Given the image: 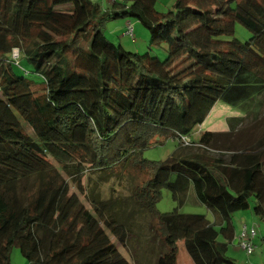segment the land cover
Segmentation results:
<instances>
[{
	"label": "trees",
	"instance_id": "16d2710c",
	"mask_svg": "<svg viewBox=\"0 0 264 264\" xmlns=\"http://www.w3.org/2000/svg\"><path fill=\"white\" fill-rule=\"evenodd\" d=\"M155 3L0 0V264L13 247L28 264H138L136 249L118 248L136 243L142 223L159 248L153 264H177V243L192 264H237L232 214L264 218V131L237 133L264 120V0ZM117 19L136 20L165 56L108 40L104 24ZM236 22L248 40L234 37ZM202 98L243 115L192 141ZM156 134L179 140L163 161L143 157ZM122 176L127 195L96 191ZM162 190L177 208L191 191L211 217L158 212Z\"/></svg>",
	"mask_w": 264,
	"mask_h": 264
},
{
	"label": "rangeland",
	"instance_id": "374dc122",
	"mask_svg": "<svg viewBox=\"0 0 264 264\" xmlns=\"http://www.w3.org/2000/svg\"><path fill=\"white\" fill-rule=\"evenodd\" d=\"M93 1L97 2L101 6V9H105L110 5L107 0ZM172 4L173 0H156L155 9L158 11H167L172 7ZM127 29H130L129 33H126ZM103 34L115 45L120 43L126 50L141 54L150 49L149 53L152 55H156L159 58L165 56L163 55L162 48L160 49L149 43L147 31L136 20L117 19L105 22ZM250 36L251 33L246 28L238 22L235 23V38L244 42L248 40ZM162 46L165 47L163 44ZM12 52H14V55L12 54L11 58L19 61V57H21L20 51L15 49ZM203 99L204 98H202V100H195L192 105H196L194 119L198 120L202 117L201 121L194 124L189 134V138L192 141H196L204 132L227 133V118L242 117L243 115L237 107L220 101H216L210 106L209 101ZM189 126L190 124L188 127ZM237 129V133L240 134L239 139H243V141H256L261 137L264 131V120L261 117L257 120L250 117L248 120L244 121L242 125L238 126ZM222 140H224L223 137ZM178 145L179 140L177 138H173L167 134H156L150 139V146L143 151V157L150 161H163L171 155ZM189 145H191V143H189ZM83 180L88 185V180L86 178H83ZM129 182L130 179H126L125 176H122L119 182H117L116 178H112L107 183L98 182L96 184V191L104 198H108L111 195L125 196L127 195ZM89 189L90 188H87V192ZM85 194L86 187L83 192L79 193V198L88 208L89 202ZM250 204H252L251 200ZM175 208H177V205L172 200L170 192L168 190H162L161 197L156 203V210L160 213H167ZM177 209L181 213L202 214L208 218L211 217L210 212L196 200L191 191L188 193L186 203ZM231 218L234 226V238L228 245L227 255L234 259L237 264H264V218L255 216L250 209L235 212L232 214ZM243 225L246 226L248 234H251V230L254 231V235L249 239L241 237ZM145 230L146 226L142 223V227L134 231V239H136V243L134 244L136 245L129 243L127 248L119 247L118 249L121 254L126 257H129V254L134 257L133 251L136 249L138 264H153L159 248L152 242L151 231ZM243 241H247L252 245V251L249 255L240 247ZM177 244V264H192L182 244ZM10 262L11 264H28L16 247H13L10 251Z\"/></svg>",
	"mask_w": 264,
	"mask_h": 264
},
{
	"label": "built area",
	"instance_id": "2783aa9c",
	"mask_svg": "<svg viewBox=\"0 0 264 264\" xmlns=\"http://www.w3.org/2000/svg\"><path fill=\"white\" fill-rule=\"evenodd\" d=\"M129 31H130V29H127V31H126V33H129ZM14 51V50H13ZM14 52H12V54H13ZM14 55V54H13ZM183 141V144L184 145H188L189 144V141L187 140V139H185V138H183L182 139ZM249 235V236H248ZM252 235H254V231L253 230H251V234H248L247 233V231H246V227H243L242 228V234H241V237L242 238H250ZM241 249L242 250H244L245 252H246V254H250L251 253V251H252V245L249 243V242H247V241H243L242 243H241Z\"/></svg>",
	"mask_w": 264,
	"mask_h": 264
},
{
	"label": "clouds",
	"instance_id": "9594fccd",
	"mask_svg": "<svg viewBox=\"0 0 264 264\" xmlns=\"http://www.w3.org/2000/svg\"><path fill=\"white\" fill-rule=\"evenodd\" d=\"M14 50H15V49H14ZM183 138L187 139L188 141H189V139H188L187 137H181V139H180L181 145L185 146V145L183 144V142H182V141H183V140H182ZM188 145H189V144H188Z\"/></svg>",
	"mask_w": 264,
	"mask_h": 264
},
{
	"label": "crops",
	"instance_id": "0c3cea01",
	"mask_svg": "<svg viewBox=\"0 0 264 264\" xmlns=\"http://www.w3.org/2000/svg\"><path fill=\"white\" fill-rule=\"evenodd\" d=\"M115 0H107L108 3H110V5L114 2ZM117 1V0H116ZM107 8V7H106Z\"/></svg>",
	"mask_w": 264,
	"mask_h": 264
}]
</instances>
